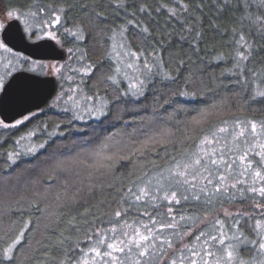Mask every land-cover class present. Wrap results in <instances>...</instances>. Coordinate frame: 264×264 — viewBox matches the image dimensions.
I'll return each mask as SVG.
<instances>
[{
    "label": "trees",
    "instance_id": "obj_1",
    "mask_svg": "<svg viewBox=\"0 0 264 264\" xmlns=\"http://www.w3.org/2000/svg\"><path fill=\"white\" fill-rule=\"evenodd\" d=\"M2 11L33 12L45 25L57 21L62 49L80 48L89 63L87 93L105 99L108 108L89 123L50 113L19 130L0 129V264H76L95 233L145 222L150 239L136 249L156 262L188 252L195 264H213L211 257L231 249L235 256L227 263L264 262L258 190L234 189L223 175L203 184L211 192L200 199L177 195L180 202L169 204L167 191L154 193L162 198L158 207L148 196L136 201L142 187L152 194L153 180L188 163L215 130L264 122V97L252 78L264 69V0H0ZM115 33L156 63L135 96L112 82ZM49 116L63 120L62 136L12 164L14 141ZM245 175L252 188H264L263 179L259 185ZM207 242L210 250L202 253Z\"/></svg>",
    "mask_w": 264,
    "mask_h": 264
},
{
    "label": "rangeland",
    "instance_id": "obj_2",
    "mask_svg": "<svg viewBox=\"0 0 264 264\" xmlns=\"http://www.w3.org/2000/svg\"><path fill=\"white\" fill-rule=\"evenodd\" d=\"M12 19H18L21 22L23 31L29 41L33 42L41 39H51L59 48H62L61 40L53 29L57 21L50 25H45L42 22L43 19L33 12L20 13L18 11H2L0 12V32L3 26ZM123 38L124 36L122 33H115L111 38L109 53L116 64L112 82L116 86H122L124 93L135 96L142 90L151 70L154 69L157 71L154 67L156 63H150L147 59H142L140 54L129 48ZM244 63L245 58H240L238 64L240 70ZM21 70L39 76L54 77L56 81V92L43 108L31 112L11 124H5L0 120V129L10 131L14 129L19 130L30 120L38 116H47L50 113L55 116H59V114L68 116L73 121L80 124L98 121L106 115V110L108 108L106 100L102 97H92L86 91L84 81L90 74V70L86 56L80 48L71 51L65 50V58L61 61H34L11 50L0 38V91L7 76L10 77V74L12 75ZM252 78L257 93L264 91V69L257 77L252 76ZM49 118L50 120H48ZM60 121L62 122L63 120L55 121L49 116L47 120L45 119L43 123L31 133H22V135L19 136L20 138L14 141L15 151L11 154L10 160L12 164L22 156L34 155L42 151L49 140L62 136L60 132V125L62 124L58 123ZM253 124L256 125L255 132L252 131ZM221 129H226V131H221ZM241 132L244 133L242 136L240 135ZM207 139L211 141V143H202L197 153L188 163L202 156L205 161L216 159L219 162V167L211 165L210 163L208 171L195 165L187 170L183 167H176L170 172L163 174L153 180V185L151 186L155 187V185L158 184V187L154 188L152 194L148 192L146 186L142 187V189H145L148 193L146 195L149 197L147 203L150 206L158 207L159 203L162 202V198H157L154 193H159L160 196L164 197L167 191H175L182 199H185V197L194 198L197 196L200 199L209 191L207 187L203 186V184L208 183L205 177L214 180L219 176L225 175L230 187L234 189L247 187L251 191H253V189L259 190L258 188L251 187L252 182L247 175H245L244 178L241 177V175L248 174L257 184H261L259 181L261 178L257 177L255 173L259 171L261 177H264V159H262V156H264V122H247L244 120L231 122L215 130ZM231 152H233L231 155L233 160L228 157ZM209 153L212 154L211 157H209ZM244 157H247V159H242ZM249 162H251V167H249ZM217 169L220 170L217 171ZM174 171H186L184 178L189 181H194V183H177L176 181L182 178L173 175ZM217 181L220 180L217 179ZM201 189H203V191H201ZM164 222L165 221L162 220L160 226L164 225ZM145 223L147 224V222ZM135 224L141 225L142 223ZM128 225L132 226L133 224L122 223L112 226L116 227L118 231L116 233L107 231L103 234L108 237L107 242H112V239L118 237L127 243L129 237L125 236L123 233L128 232L129 236L134 235V230H132V228H140L142 234L148 235L145 228L139 225H134L132 228H129L127 227ZM98 239H100V237L93 241L76 264H85V262H87V264H165V261L163 263L161 262L162 259L156 262V258L150 256V254L140 256L139 253L141 251L135 247H131V250L126 247L123 253L112 252L106 245L103 247L97 245ZM262 243H264V235ZM93 247H98L102 253L110 252L111 255L97 257L91 251ZM121 247H123V245H121ZM202 249H204L201 251L202 253H206V251L210 250L208 242L202 246ZM260 251H262V255L264 256V249L260 248ZM228 252L232 253V257L235 256L233 249ZM188 255V252H180L178 258L171 256L166 264H173V261L175 264H191L194 262V258H190ZM210 261L212 263L214 262L213 264H230L232 259L231 262L227 263L229 259L227 258V252H224L223 256L219 255L217 259L211 257ZM209 264L211 263L209 262ZM256 264H264V262L260 261Z\"/></svg>",
    "mask_w": 264,
    "mask_h": 264
},
{
    "label": "water",
    "instance_id": "obj_3",
    "mask_svg": "<svg viewBox=\"0 0 264 264\" xmlns=\"http://www.w3.org/2000/svg\"><path fill=\"white\" fill-rule=\"evenodd\" d=\"M2 42L16 53L34 61H61L65 51L51 39L30 42L17 19L8 21L0 33ZM56 91L52 76H39L27 71L13 73L0 92V120L5 124L43 108Z\"/></svg>",
    "mask_w": 264,
    "mask_h": 264
},
{
    "label": "snow or ice",
    "instance_id": "obj_4",
    "mask_svg": "<svg viewBox=\"0 0 264 264\" xmlns=\"http://www.w3.org/2000/svg\"><path fill=\"white\" fill-rule=\"evenodd\" d=\"M225 3H228V0H225ZM57 19H59L57 17ZM241 39H243V37H241ZM260 96L264 97V91H261L258 93ZM221 131H226V129H221ZM252 131L255 132L256 131V125L253 124L252 125ZM244 133L241 132L240 135L242 136ZM203 143H211V141H209L207 138L203 141ZM209 157H211V153L208 154ZM242 159H247V157H244ZM262 159H264V156H262ZM209 163L211 165H215L216 167H219V162L216 160V159H210L208 161H205L204 158L201 156L199 158H196L194 159L193 161H191L190 163H185L183 164V168L185 170L187 169H191L193 167V165L195 166H198L200 168H203L205 171H208L209 170ZM181 165L179 163H177V168H180ZM249 167H251V162H249ZM173 175L175 176H179L181 177L182 179L181 180H177L176 182L177 183H184V184H192L194 183V181H189L188 179H185V175H186V171H174L173 172ZM255 175L257 177H260L261 179H264V177H261V173L259 171H257L255 173ZM219 180L223 181L225 179L224 176H219L217 177ZM205 179H207V182L209 184H212L213 183V180L209 177H205ZM201 191H203V189H201ZM216 191H221V189L218 187L216 189ZM253 191H257L256 189H253ZM259 194L261 196H264V188H260L259 190ZM140 195L136 196V201H140L142 199V197L146 196L148 193L145 189H141L140 190ZM177 197V194L175 191H173L171 193V197H168V196H165L164 199L168 201L169 204H171L173 201H175L176 203H179L180 201L176 198ZM196 199H199V197H195ZM185 199H187V197H185ZM169 212H171V208H169ZM116 217H120L121 216V212H116L115 213ZM262 215H264V213H262ZM172 219L174 220L175 217H172ZM156 220L153 219L151 221L152 224H156ZM127 227L131 228L132 226L131 225H128ZM141 227L145 228V229H148L149 232H151V228H149V226L147 224H143L141 225ZM164 225H161V228L158 229L159 231H162L164 229ZM166 227H174V225L172 223H168L166 225ZM257 227H259V223L257 224ZM108 231L112 232V233H116L118 231V229L116 227H112L110 229H108ZM125 236H128V241L127 243H125L124 240L122 239H119L118 237L112 239V242H107L108 241V237L104 236L102 233L100 232H97L95 233L96 236L100 237V239L97 240V245L99 246H105L108 248V249H111L112 252H121L123 253L125 248H129V250H131V247H135V248H141L142 244L145 243L146 241H148L150 239V237L148 235H144L142 234L140 228H135L134 229V235H131L129 236V233L128 232H124L123 233ZM197 239H199V237H197ZM213 240L216 239L215 236L212 237ZM16 243H19V240L16 241ZM220 243L222 244L223 241L221 240ZM121 245H123V247H121ZM169 246H171V243L169 242ZM259 247L261 249H264V243L260 244ZM83 251V250H81ZM91 251L95 254V256L97 257H102V256H110L111 253L110 252H104L102 253L98 247H93L91 249ZM140 256H144L145 255V252L144 251H141L139 253ZM9 260L12 259V257H7ZM227 258L229 260L232 259V253L231 252H228L227 253ZM85 264H87V262H85ZM173 264H175V262L173 261ZM193 264H195V262H193Z\"/></svg>",
    "mask_w": 264,
    "mask_h": 264
}]
</instances>
